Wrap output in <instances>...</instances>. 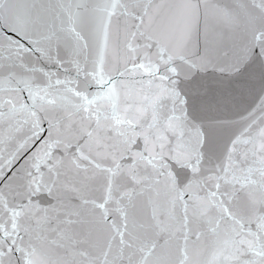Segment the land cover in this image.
I'll use <instances>...</instances> for the list:
<instances>
[{"label": "snow or ice", "instance_id": "6c2138e0", "mask_svg": "<svg viewBox=\"0 0 264 264\" xmlns=\"http://www.w3.org/2000/svg\"><path fill=\"white\" fill-rule=\"evenodd\" d=\"M0 264H264V0H0Z\"/></svg>", "mask_w": 264, "mask_h": 264}]
</instances>
